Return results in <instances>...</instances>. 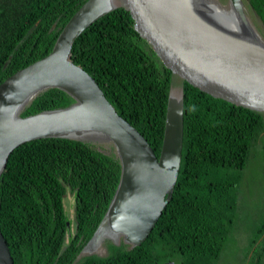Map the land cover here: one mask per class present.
Segmentation results:
<instances>
[{"label":"trees","instance_id":"obj_1","mask_svg":"<svg viewBox=\"0 0 264 264\" xmlns=\"http://www.w3.org/2000/svg\"><path fill=\"white\" fill-rule=\"evenodd\" d=\"M86 1L0 0V83L47 55ZM241 1L264 26V0ZM70 59L98 83L159 157L174 76L139 35L130 13L117 6L94 20L74 40ZM180 97L178 176L169 201L138 245L108 237L105 255L84 251L120 180L113 146L104 151L101 143L44 137L15 147L0 173V230L13 263L218 264L236 225L242 171L251 151L264 142V111L214 97L183 80ZM73 103L64 90L50 87L20 116ZM65 196H72V218ZM260 218L247 243L246 264H264V216Z\"/></svg>","mask_w":264,"mask_h":264},{"label":"water","instance_id":"obj_2","mask_svg":"<svg viewBox=\"0 0 264 264\" xmlns=\"http://www.w3.org/2000/svg\"><path fill=\"white\" fill-rule=\"evenodd\" d=\"M229 1L234 20L208 0L84 2L47 55L0 83V173L12 150L32 139L65 137L112 143L120 161V180L95 234L107 225L124 241L140 244L169 201L178 176L182 99L175 102L169 96L157 157L144 136L117 113L98 83L70 59L72 44L94 20L121 6L130 13L151 52L174 77L214 97L264 111V44L242 1ZM50 87L64 90L74 103L20 116L40 91ZM0 264H14L1 230Z\"/></svg>","mask_w":264,"mask_h":264},{"label":"rangeland","instance_id":"obj_3","mask_svg":"<svg viewBox=\"0 0 264 264\" xmlns=\"http://www.w3.org/2000/svg\"><path fill=\"white\" fill-rule=\"evenodd\" d=\"M208 1L213 3L226 17L234 20L233 8L229 0ZM245 12L259 39L264 44V26L262 22L250 9L245 10ZM171 95L174 97L175 102L180 97V80L177 77L172 78ZM100 143L104 151H108L113 146L108 141H100ZM250 154L251 156L242 171L237 192L239 213L236 225H233V230L228 237L226 247L223 248L218 264L247 263L245 253L247 252L248 240L254 238L257 224L261 220L260 217L264 216V142L260 141ZM65 202L67 203L68 215L72 218V196H65ZM114 232L110 230L109 226H104L93 236L84 251L105 255L108 252L105 244V239L108 236L116 243L123 240L120 233ZM250 255L251 252L246 260L250 258Z\"/></svg>","mask_w":264,"mask_h":264}]
</instances>
